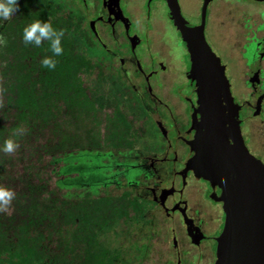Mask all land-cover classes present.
I'll return each mask as SVG.
<instances>
[{
    "label": "flooded vegetation",
    "instance_id": "flooded-vegetation-1",
    "mask_svg": "<svg viewBox=\"0 0 264 264\" xmlns=\"http://www.w3.org/2000/svg\"><path fill=\"white\" fill-rule=\"evenodd\" d=\"M70 1V14L91 51L97 52L92 63L121 82L123 94L118 100L137 125L131 148L121 156L128 168L119 177L125 181L124 190L142 203L148 225L146 258L154 241H161L165 245L162 264H214L225 207L218 201L220 187H212L188 167L194 156L190 146L194 117L199 121L196 83L169 3ZM176 2L185 19L180 1ZM209 2L204 39L219 59L238 107L244 145L264 160V1ZM202 4L198 0L197 8H190L189 13L199 18L198 24L185 19L190 25H200ZM86 157L89 179L114 176L116 168L98 173L91 156Z\"/></svg>",
    "mask_w": 264,
    "mask_h": 264
},
{
    "label": "trees",
    "instance_id": "trees-1",
    "mask_svg": "<svg viewBox=\"0 0 264 264\" xmlns=\"http://www.w3.org/2000/svg\"><path fill=\"white\" fill-rule=\"evenodd\" d=\"M57 11L48 0H19L14 16L0 22V145L9 138L19 144L11 154L0 152V184L16 193L0 212V264H140L148 254L142 203L128 190L98 192L121 185L131 124L115 106L101 138L102 108L86 95L79 76L89 74L94 53L73 16L63 21ZM37 20L63 31L61 55L52 53L48 41L24 43L23 29ZM45 57L56 61L54 69L42 66ZM55 155L62 158L53 162L63 164L56 184L47 162ZM89 155L98 173L116 168L114 176L89 179ZM71 187L84 192L58 194L57 188Z\"/></svg>",
    "mask_w": 264,
    "mask_h": 264
},
{
    "label": "water",
    "instance_id": "water-1",
    "mask_svg": "<svg viewBox=\"0 0 264 264\" xmlns=\"http://www.w3.org/2000/svg\"><path fill=\"white\" fill-rule=\"evenodd\" d=\"M262 2L264 0H254ZM190 56V77L196 83L199 121L188 163L196 176L218 185L225 217L216 241L214 264H264V164L244 145L234 103L219 59L204 39L209 0H203L201 23L190 25L176 0H167Z\"/></svg>",
    "mask_w": 264,
    "mask_h": 264
},
{
    "label": "rangeland",
    "instance_id": "rangeland-1",
    "mask_svg": "<svg viewBox=\"0 0 264 264\" xmlns=\"http://www.w3.org/2000/svg\"><path fill=\"white\" fill-rule=\"evenodd\" d=\"M181 3V9H182V13L185 17V19L187 21H189L191 24H198V15L194 16L191 15L189 13V10L191 8V10L196 9L198 6V0H179ZM49 4L51 5L52 3H55L58 6V11L56 12V17L64 20L69 19L70 17V8H69V4L71 3L70 0H48ZM211 2H209L210 6ZM193 9V10H194ZM207 41L209 44L212 45L213 47V43L211 42L209 36L206 37ZM216 49V47H213V50ZM216 52V50H214ZM93 52V51H92ZM97 52H95L94 54H96ZM81 80L84 83V86L86 88V95L88 97H90L91 95L94 96L95 100H96V107L98 109H101L102 111V122L100 125V131H101V138H103V127L105 124V120L108 117H112L113 115V111H114V107L115 106H119L121 108V110L123 112H126L124 109V105L122 106V104L119 102V98L121 96V94H123V87L120 81L116 80L115 77L113 76H109V73L105 70H103L102 68H100L98 66L97 63H94L92 65V69L90 70L89 74H86L84 72H82L81 74H79ZM99 105H102V107H100ZM127 117L130 121L131 124V135L129 137V139L131 140V142L134 141V138L136 137V133H137V125L135 124V121L133 118L129 117L130 114L127 113ZM134 149L139 148L138 145H134L133 146ZM102 150V148L100 149ZM124 153H126V150H123ZM118 158H120V156H117ZM255 157H257L258 159H260L263 163V157L260 155H256ZM58 158H62V155H55L53 157H48L47 158V162L49 163V169L51 171V178L54 184H56V182L58 180L63 179V176L58 175V172L60 170V168L62 167V162H53V160L58 159ZM75 173H72L69 175V178H75ZM120 179V186L116 187L114 185H110L108 187H100L98 189L99 195L103 196V195H119L122 193V191L124 190L125 187V181L122 178ZM58 194L61 197H73V196H79L82 195L84 192V189L81 188H75V187H71L69 189H58ZM162 228H164L162 226ZM70 231V230H69ZM61 234H65V232H61ZM165 249V245L161 242V241H154V246L152 248L151 254L148 255L147 258H145L143 260L142 263L140 264H162L163 263V259H162V254L163 251ZM150 256V258H149Z\"/></svg>",
    "mask_w": 264,
    "mask_h": 264
},
{
    "label": "clouds",
    "instance_id": "clouds-1",
    "mask_svg": "<svg viewBox=\"0 0 264 264\" xmlns=\"http://www.w3.org/2000/svg\"><path fill=\"white\" fill-rule=\"evenodd\" d=\"M19 9V0H0V22L8 21ZM63 31H57L51 23L34 21L23 29L22 39L26 45L40 46L48 41L51 44V51L54 55H61V37ZM41 64L48 69L56 67V61L50 57L42 59ZM19 144L9 138L0 145V152L11 154L17 150ZM16 197L15 191L3 184H0V212L6 211Z\"/></svg>",
    "mask_w": 264,
    "mask_h": 264
}]
</instances>
